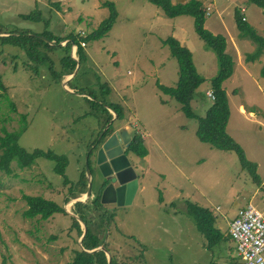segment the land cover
I'll list each match as a JSON object with an SVG mask.
<instances>
[{
  "label": "rangeland",
  "instance_id": "rangeland-1",
  "mask_svg": "<svg viewBox=\"0 0 264 264\" xmlns=\"http://www.w3.org/2000/svg\"><path fill=\"white\" fill-rule=\"evenodd\" d=\"M106 1L115 5V23L102 38L85 41L84 48L81 46L84 57L73 65L67 56L76 50L64 47L69 35L84 41L80 37L91 33L108 16L109 10L103 5ZM226 1L220 0L209 10L203 5L206 20L210 17L214 21L218 10L236 27L235 10L245 6L247 20L253 22L249 25L264 35V14L259 7L249 0H231L229 6ZM32 11L39 12V21L19 17ZM206 25L211 27L208 22ZM10 31L27 32L44 40L42 33L67 38L50 50L41 43L33 58L16 46L0 44V81L16 109L11 111L0 96V132L17 130L20 115H25L26 129L19 144L29 152L42 149L63 155L68 183L54 170L55 161L42 156L25 168L12 162L10 174L0 171V261L70 264L80 248V237L71 226L73 203H90L99 192L93 151L111 123L113 131L125 124L130 136L140 135L147 155L127 151L140 177V191L132 202L103 204L98 212L101 216L96 213L94 217L95 225L102 223L109 255L110 251L115 253L123 264H240L231 240L211 249L206 246L187 203L209 208L216 227L223 230V218L231 220L249 201L264 214V186L241 168L234 151L199 141L195 131L198 121L176 112L178 103L157 85L173 86L178 79V63L162 43L175 36L189 48L197 72L205 79L195 91L196 104L191 108L204 116L210 106V80L217 74L218 60L196 34L193 18L167 17L148 0H0V32ZM238 48L241 61L254 50L249 45ZM203 50L210 53L208 57ZM73 58L79 59L78 54ZM260 60L246 63V71L241 63L223 87L231 113L227 133L241 145L248 160L259 164L258 174L263 179L264 78L259 74ZM104 103L119 105L120 117L116 119L109 110L113 117L105 124ZM240 103L255 117L240 114ZM81 184L86 185L84 195L80 194ZM23 194L53 200L68 212L55 213L47 220L25 218ZM75 195L80 196L65 203L67 197Z\"/></svg>",
  "mask_w": 264,
  "mask_h": 264
},
{
  "label": "trees",
  "instance_id": "trees-1",
  "mask_svg": "<svg viewBox=\"0 0 264 264\" xmlns=\"http://www.w3.org/2000/svg\"><path fill=\"white\" fill-rule=\"evenodd\" d=\"M156 5L167 17H175L179 15H189L193 18L194 30L198 37L211 48L216 54L218 60V71L216 76L210 80V89L214 95V99L211 100L210 106L206 109L204 116H198L191 108V100L194 97L196 89L202 84L205 79L196 70L193 62L191 51L180 44V42L173 36H168L162 40L164 45H167L172 57H174L178 63V79L173 86H166L163 84H157L164 94L173 98L179 105L180 111L188 118H193L198 121L196 129V136L199 141L209 144L211 147L219 150H231L237 154L241 168L248 171L251 179L260 184V176L257 173V164L248 160L244 149L239 143H237L226 130L229 120V99L223 83L225 80L231 77L234 68L233 56L226 51L227 40L222 34H213L205 27V9L201 1L199 0H187L186 2L173 3L171 0H148ZM251 3L259 7L264 14V0H249ZM108 8L109 13L106 18L100 21L98 26L87 34L85 37H80L84 41L97 40L105 36L117 18V10L115 5L106 1L103 3ZM20 18L24 20L39 21L41 16L38 11H32L28 14H20ZM235 22L239 30V35L250 39L255 45L252 52L246 54V61L254 62L258 60L259 56L264 50V35H259L248 24L247 21L240 15L238 10H235ZM2 33L6 35H2ZM47 40H44L36 35L28 34L27 32H0V44L12 45L20 49L27 51L31 58L34 54L37 55L36 48L39 45L50 50L51 47L61 46L59 43L65 41L67 38L41 34ZM69 41L64 47L70 50L72 44L77 45V54L79 61L83 54V48L79 44V37L76 35H69ZM54 41L53 44H50ZM42 43V44H41ZM34 52V53H33ZM47 60L50 58L45 53ZM68 60L75 65V61L70 55L67 56ZM45 60V59H43ZM71 72L68 73V75ZM259 74L264 78V61L259 69ZM5 85L0 81V96L8 104L11 111H15L14 103L9 99ZM106 106L107 119L104 122L107 124L113 115L109 113L112 110L116 117L119 118L121 114L119 105L112 103H104ZM26 129L25 115H20V126L17 130L7 131L2 129L0 132V171L10 174L12 171L11 164L15 162L20 168H25L33 164L37 157H46L52 161H55V171L64 177L65 184L68 183V179L65 176L66 158L61 154H56L51 150L44 151L42 149H35L32 152L27 151L19 144V138L21 133ZM113 132L112 125L102 133V138ZM99 142V141H98ZM132 151L142 157L147 155V149L143 144V140L140 135L134 134L131 136V142L127 147V151ZM81 184L80 194L85 193ZM86 186V185H85ZM80 195L67 197L65 203L73 198H77ZM22 199L26 204V209L22 212L25 218L31 219L39 217L40 219L47 220L55 213L67 214L63 205L56 203L53 200L46 199L40 195L23 194ZM161 201V197L159 198ZM103 204L99 201V192L94 200L90 203L83 201H75L73 203L74 211L72 217L71 226L77 231L80 237L83 233L81 223L84 224L86 231L83 239L81 240L82 248L76 249L72 261L70 264H108L107 255L103 250H90L96 249L103 245L107 250L106 241L102 233V223L95 225V215L100 212V208ZM187 211L194 219L198 232L204 237L206 246L212 248L223 240H228L230 235H224L219 228L215 226V216L212 211L206 207L200 206L193 202L187 203ZM95 212V214H93ZM93 214V215H92ZM99 214V213H98ZM101 216V214H99ZM231 238V237H230ZM108 251V250H107ZM109 252V251H108ZM115 253L110 251V263L111 264H123L114 255ZM0 264H6V259L2 258Z\"/></svg>",
  "mask_w": 264,
  "mask_h": 264
},
{
  "label": "water",
  "instance_id": "water-1",
  "mask_svg": "<svg viewBox=\"0 0 264 264\" xmlns=\"http://www.w3.org/2000/svg\"><path fill=\"white\" fill-rule=\"evenodd\" d=\"M59 44L61 45V42ZM109 125L111 123L107 127ZM98 141L100 145L94 152V164L97 171L100 203L116 206L130 204L138 188V179L134 168L130 165V161L125 154V150L131 142V136L127 128L124 126L120 127L104 138H102L101 134ZM89 186L91 187V184ZM90 187L86 193V198L90 195ZM83 227V233L80 236V248L82 249L81 240L86 231L84 224ZM98 249L106 253L108 264H111L110 255L103 245L88 252Z\"/></svg>",
  "mask_w": 264,
  "mask_h": 264
},
{
  "label": "crops",
  "instance_id": "crops-1",
  "mask_svg": "<svg viewBox=\"0 0 264 264\" xmlns=\"http://www.w3.org/2000/svg\"><path fill=\"white\" fill-rule=\"evenodd\" d=\"M173 3H176V2H186L187 0H171ZM199 1H201V3H202V5H204L205 7L204 8H206V9H210V8H212V7H214V6H216L217 4H218V2L220 1V0H199ZM226 2H228L226 5L227 6H229L230 5V2H231V0L229 1V0H227ZM245 6H240L239 8H238V11H240L239 13H240V15H242L243 17H244V19H245V21H247L248 22V20H247V17H246V15H245V13L244 12H241V8H243L244 9V11L246 12V8H244ZM205 9V10H206ZM216 13H217V18L216 19H214V21H212L211 19H210V17H208V19L206 20V18H205V25L207 24V22L209 23V25L211 26V27H207V25H206V27L208 28V30L209 31H211L212 33H214V34H222L223 36H225V38H226V40H227V48H226V51L228 52V53H230L229 51H232V54L231 55H234V57H235V65H234V68H233V73H234V71H235V69L242 63V69L244 70V71H246L247 70V68L245 67V64L246 63H251V62H249V61H241V51L239 50V48H238V45H241L243 48H245L246 47V45L248 46L249 45V47H250V49L251 50H253L254 49V44L248 39V38H245V37H242V36H240L239 35V31H237V26L236 27H233L232 25H231V22L229 21V19L227 18V17H223L222 16V12L221 11H219L218 12V10L216 11ZM248 24H253V22H251V21H249L248 22ZM179 30H183V27H179L178 28ZM175 31L176 30H173V33H175ZM175 37V36H174ZM236 37V38H235ZM176 38V37H175ZM179 42H180V44L181 45H183V46H185L184 45V43H183V40H179V38H176ZM235 39H237L238 40V43L236 42V40ZM201 40V39H200ZM202 41V40H201ZM203 42V41H202ZM185 47H187V46H185ZM188 48V47H187ZM189 49V48H188ZM204 52H205V55H206V57H208V54H210L208 51H206V50H203ZM245 51V50H244ZM246 52V51H245ZM74 54H77L76 53V51H71V58L75 61V62H77V58H73V55ZM83 54H84V52H83ZM247 54V53H246ZM245 54V55H246ZM79 57V56H78ZM264 50H263V53H262V55L258 58V60H260V59H263V60H260L259 62H260V67H261V64H262V62L264 61ZM193 58V57H192ZM79 61V60H78ZM255 61H257V60H255ZM196 67V66H195ZM212 69V68H211ZM214 69V68H213ZM260 69V68H259ZM197 70V69H196ZM233 73H232V75H233ZM71 76V74H67L66 75V77H64V79L65 80H67L69 77ZM65 84V81H64V83H63V85ZM160 84H162V83H160ZM175 85V84H174ZM65 88H67L69 91H72V89H70V88H68L67 86L65 87ZM191 107H194L195 106V104L196 103H194V99H192L191 100ZM176 112H179L180 111V109H179V105L178 106H176ZM238 110H239V113L240 114H244V115H246L247 113H249V116H251V117H255V114L253 113V112H249V111H247V108L244 106V105H242L241 103L239 104V106H238ZM181 112V111H180ZM206 112V111H205ZM198 115V114H197ZM230 116H231V113H230V115H229V118H230ZM116 119H118V118H116ZM228 124V123H227ZM126 127L127 128V130H128V127L125 125V124H120V125H117V126H115L114 127V129H117V128H120V127ZM227 128V127H226ZM196 131V130H195ZM147 149V148H146ZM257 164V173H258V167H259V164L258 163H256ZM135 172H136V175H137V179H138V188H137V191H136V193H135V195L140 191V188H139V185H140V177H139V174H137V171L135 170ZM259 176H260V174H259ZM261 179V185L262 186H264V177H263V179H262V177L260 178ZM98 189H99V187H97V191H98ZM85 193H82L81 195H84ZM248 203H252L251 201H249V202H247L246 203V205L248 204ZM253 204V203H252ZM246 205H244V206H246ZM254 205V204H253ZM243 206V207H244ZM243 207H241V208H243ZM241 208H239V209H241ZM209 209V208H208ZM216 209L218 210L219 209V207H216ZM239 209H238V211H239ZM238 211H236V213L231 217V220H228L229 218H227V217H224L223 218V222H224V229L223 230H221L220 228V230H221V232H223L224 233V235H227V236H229L228 234H229V232H228V229H229V226H230V223L232 222V220L236 217V215H237V213H238ZM216 226V225H215ZM218 228V227H217ZM228 240H231L232 242H233V240L229 237V239ZM232 247L234 248V251H235V255H236V257L238 258V260H239V262H240V264H243V261H242V259L238 256V254H237V252H236V248H235V243L233 242L232 243Z\"/></svg>",
  "mask_w": 264,
  "mask_h": 264
},
{
  "label": "built area",
  "instance_id": "built-area-1",
  "mask_svg": "<svg viewBox=\"0 0 264 264\" xmlns=\"http://www.w3.org/2000/svg\"><path fill=\"white\" fill-rule=\"evenodd\" d=\"M241 11L244 12V9ZM84 42L79 40L80 46L85 44ZM72 48L76 50L77 45L73 44ZM208 97L210 100L214 99L211 90ZM228 232L243 264H264V214L252 203L239 209L230 223Z\"/></svg>",
  "mask_w": 264,
  "mask_h": 264
},
{
  "label": "flooded vegetation",
  "instance_id": "flooded-vegetation-1",
  "mask_svg": "<svg viewBox=\"0 0 264 264\" xmlns=\"http://www.w3.org/2000/svg\"><path fill=\"white\" fill-rule=\"evenodd\" d=\"M100 145V142H97V144H96V146H95V149H94V151L93 152H95V150H96V148L98 147ZM125 154L127 155V157H128V154H127V149L125 150ZM128 159H129V157H128ZM94 160V159H93ZM129 161H130V159H129ZM130 165L133 167V165H132V163H131V161H130ZM95 169H96V167H95ZM96 177H97V171H96ZM106 184V183H105ZM97 187H99V185L97 184Z\"/></svg>",
  "mask_w": 264,
  "mask_h": 264
},
{
  "label": "clouds",
  "instance_id": "clouds-1",
  "mask_svg": "<svg viewBox=\"0 0 264 264\" xmlns=\"http://www.w3.org/2000/svg\"><path fill=\"white\" fill-rule=\"evenodd\" d=\"M73 45V44H72ZM77 50V49H76Z\"/></svg>",
  "mask_w": 264,
  "mask_h": 264
}]
</instances>
